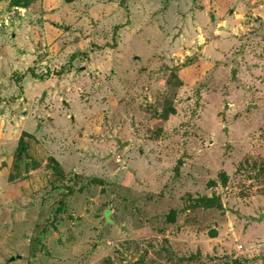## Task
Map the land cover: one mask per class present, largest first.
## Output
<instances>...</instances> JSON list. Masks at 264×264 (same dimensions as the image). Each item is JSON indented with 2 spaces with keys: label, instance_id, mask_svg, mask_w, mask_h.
<instances>
[{
  "label": "rangeland",
  "instance_id": "1",
  "mask_svg": "<svg viewBox=\"0 0 264 264\" xmlns=\"http://www.w3.org/2000/svg\"><path fill=\"white\" fill-rule=\"evenodd\" d=\"M8 1L0 264H264V0Z\"/></svg>",
  "mask_w": 264,
  "mask_h": 264
},
{
  "label": "trees",
  "instance_id": "2",
  "mask_svg": "<svg viewBox=\"0 0 264 264\" xmlns=\"http://www.w3.org/2000/svg\"><path fill=\"white\" fill-rule=\"evenodd\" d=\"M32 1L34 0H9L8 4L10 6L27 7ZM63 1L70 2L72 0H63ZM76 54H79V53L74 52L73 54H70L68 60H71ZM172 112H173V108L171 106H166L161 110L159 117L166 118L167 114L172 113ZM17 145H18V150H23L25 149L26 144H24V142L22 141V138L19 137ZM48 161H49L48 166L54 168L56 172H59L57 162L53 158H49ZM198 204L199 205H214V206L216 205L220 207L216 196L200 197L198 198Z\"/></svg>",
  "mask_w": 264,
  "mask_h": 264
},
{
  "label": "water",
  "instance_id": "3",
  "mask_svg": "<svg viewBox=\"0 0 264 264\" xmlns=\"http://www.w3.org/2000/svg\"><path fill=\"white\" fill-rule=\"evenodd\" d=\"M64 103V102H63Z\"/></svg>",
  "mask_w": 264,
  "mask_h": 264
}]
</instances>
